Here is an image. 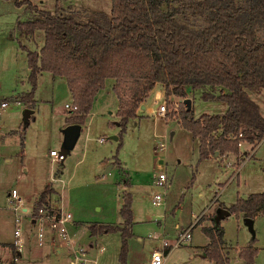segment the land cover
<instances>
[{
  "label": "rangeland",
  "instance_id": "rangeland-1",
  "mask_svg": "<svg viewBox=\"0 0 264 264\" xmlns=\"http://www.w3.org/2000/svg\"><path fill=\"white\" fill-rule=\"evenodd\" d=\"M18 1L22 0H0V101H8V107L0 109V264H68L66 248H61L59 254L52 248L54 242L39 246L31 218L23 215L16 221V213L7 199L8 192L17 189L30 198L24 200L31 210L47 185L52 191L46 196L47 202L72 214L68 232L74 245L89 249L93 256L103 248L97 254L99 264H122V236L119 231L91 236L89 227L121 225L125 195L131 198L133 221L127 237L126 264H149L152 250L160 249L164 240L173 246L190 223L194 226L191 239L170 248L163 264H208L195 249L207 242L195 219L210 207L198 219V223L204 221L210 226L217 208L232 206L238 196L245 198L264 191V140L253 152L246 141L238 143L237 160L245 159L249 153L240 165H236L233 153L217 160L200 159L198 139L181 125L178 108L172 110L174 101L181 99L170 96L167 105L164 93L156 98L160 85L147 98V110L140 109L121 133L113 79L107 78L93 99L74 148L63 160H54L50 150L61 149L62 130L72 113L65 104H72L73 100L65 78L46 71L37 76L34 105L28 107L21 100L30 91L31 83L27 54L19 42L30 50H39L43 32L32 36L20 33L17 21L28 20L30 15L25 4ZM30 1L40 9L53 11L58 0ZM59 4L77 8L83 14L92 11L109 14L111 7L110 0H59ZM205 91L222 93L218 88L192 89L188 96L194 117L225 113L227 103L217 98L204 99ZM249 95L264 117V88L250 91ZM163 101L168 111L160 115L159 104ZM26 109L31 110L27 124ZM160 173L166 176L163 187L154 182ZM156 193L164 197L161 207L152 204ZM221 225L223 240L229 245L227 264H246L240 250L252 237L256 249L252 264H264V214L254 218V234L241 214H230L221 220ZM17 227L24 240L22 257L16 255L11 244Z\"/></svg>",
  "mask_w": 264,
  "mask_h": 264
},
{
  "label": "trees",
  "instance_id": "trees-1",
  "mask_svg": "<svg viewBox=\"0 0 264 264\" xmlns=\"http://www.w3.org/2000/svg\"><path fill=\"white\" fill-rule=\"evenodd\" d=\"M18 4H25L30 15L28 20L17 21L20 33L43 32L39 50L19 42L27 54L31 83L22 101H33L41 72L63 76L77 106L66 124L82 127L94 97L111 78L122 133L157 85L163 88L167 105L170 96L184 100L192 89L218 88L221 94L208 91L202 97L216 96L226 102L223 115L195 118L192 105L189 110L183 102L178 107L181 125L199 141L200 159L216 152L237 157L240 141L254 148L264 138V117L248 94L264 88V0H110L109 14H83L61 6L59 0L53 11L40 9L30 0ZM48 186L40 193L39 203L47 202L52 192ZM130 204V196L125 195L121 225L89 227L91 236L120 232L122 264H126L127 237L133 224ZM227 209L254 220L264 211V191L237 197ZM214 216L212 225L202 227L209 239L204 255L214 264H227L221 249L224 230ZM253 240L240 250L246 264H252L256 255Z\"/></svg>",
  "mask_w": 264,
  "mask_h": 264
},
{
  "label": "built area",
  "instance_id": "built-area-1",
  "mask_svg": "<svg viewBox=\"0 0 264 264\" xmlns=\"http://www.w3.org/2000/svg\"><path fill=\"white\" fill-rule=\"evenodd\" d=\"M158 92H156V98H158ZM183 100L174 101L172 110H176ZM8 107V101H0V109ZM65 108L69 109L70 112L77 110V106L72 104H65ZM168 111L166 101L159 104L158 113L165 115ZM102 141V139H100ZM50 156L54 160H63L62 155L56 150H50ZM155 185L163 187L166 182V176L163 173L158 174L154 178ZM8 202L13 207L16 213V221L21 220V216L27 215L31 218V223L35 227L36 240L39 246H42L45 242H54V248L60 251L61 248H66V255L68 264H99L97 260V254L103 251V248H99L97 254L93 256L89 249L82 246H75L72 237L68 232V225L72 222V214L64 210L62 207H54L48 202L39 203L38 200L34 202L31 210L25 205V200L20 196L17 189H12L8 193ZM164 203V197L161 193L153 195L152 204L161 207ZM190 228L179 234L174 246L184 242L186 244L191 239ZM14 246L20 253L22 249V233L20 227L14 230ZM170 243L167 241L162 242L160 249L154 248L151 252L149 264H163L166 250L170 248Z\"/></svg>",
  "mask_w": 264,
  "mask_h": 264
},
{
  "label": "crops",
  "instance_id": "crops-1",
  "mask_svg": "<svg viewBox=\"0 0 264 264\" xmlns=\"http://www.w3.org/2000/svg\"><path fill=\"white\" fill-rule=\"evenodd\" d=\"M25 21V20H24ZM65 78V77H64ZM66 80V79H65ZM113 84H114V80H113V82H112V88H113ZM187 91L189 92V88L187 89ZM70 92V91H69ZM157 92L159 93L158 95H160V93L161 94H163L164 93V90H163V88H160V89H158L157 90ZM205 92H208V91H205ZM249 92L250 91H248V94H249ZM190 93V92H189ZM71 94V93H70ZM250 96V95H249ZM72 97V96H71ZM190 98V97H189ZM214 98H216V96L214 97ZM213 98V99H214ZM116 99H117V97H116ZM209 99H211V98H209ZM73 100V99H72ZM28 104V107H30V106H33L34 105V100L31 102V103H27ZM147 104H146V101H145V103L143 104V107L141 106L140 108H139V110L138 111H140V109H144V110H147ZM117 110H118V99H117ZM224 114V113H223ZM223 114H218V115H223ZM195 118H198V117H195ZM67 124H65V126H66ZM117 125H118V123H117ZM81 132H82V128H81ZM264 140V138L261 140V141H263ZM260 141V142H261ZM259 142V143H260ZM259 143L254 147V148H252L251 149V152H253L254 150H255V148L259 145ZM246 152V151H245ZM244 152V153H245ZM198 154H199V144H198ZM228 153H225V154H222V155H220L219 153L217 154V155H210L209 157H213V158H215L216 160L217 159H219V158H221L222 156H224V155H227ZM249 156V153L247 152V155H246V157H245V159L247 158ZM244 158H242L241 160H237V157H236V165H237V163H238V165H240L244 160H245ZM171 183V182H170ZM170 183H168V185L170 184ZM9 193V192H8ZM36 193H38V192H36ZM20 194V193H19ZM22 194H20V196H21ZM23 196V195H22ZM21 196V197H22ZM24 197V198H23ZM22 198L23 199H30L29 197H27V196H23ZM239 197V196H238ZM241 197V196H240ZM38 199V194L36 195V200ZM218 207V206H217ZM222 208H228L227 206H222ZM209 209H210V207L209 208H207V209H204L197 217H196V219H195V225H197V224H199L200 226H201V228L202 227H204V226H208V224H205V223H203V222H201V223H198V219L204 214V213H208V211H209ZM241 214V213H240ZM260 214H264V211L263 212H261V213H259V215ZM242 215V214H241ZM228 217V216H227ZM226 218V217H225ZM224 218V219H225ZM244 219V218H243ZM193 223H190L189 225H188V227L190 228V226H191V229H190V232H191V230L193 229V225H192ZM224 241V240H223ZM208 242H209V239H208V237H207V242L206 243H204V244H202V245H199V246H195V249H196V251H199V252H201V254H199L198 256H199V258L202 260V261H204V260H207L208 261V264H214L211 260H209L203 253H204V251H205V248H206V246H207V244H208ZM22 249H21V252L19 253L17 250H16V248H15V246H14V239H13V242H11V244H13V246H14V248H15V252H16V255L17 256H19V257H22L23 256V253H24V240H22ZM3 245H4V247H6V243H2ZM54 246V245H53ZM172 247H175L174 246V244H173V246H172V244H171V246H170V248H172ZM53 249H54V247H52ZM170 248H169V251L165 254V258H164V260L166 259V257H167V255L169 254V252H170ZM228 248H229V245L224 241L223 242V245H222V247H221V249H222V251H223V253L226 255V257L227 258H229L228 257V255H227V253H228ZM56 250V252L57 253H59V254H61V249H60V251H58L57 249H55ZM239 250V249H238ZM28 252V251H27ZM26 253V252H25ZM27 255V254H26ZM17 258V257H16ZM164 262V261H163Z\"/></svg>",
  "mask_w": 264,
  "mask_h": 264
},
{
  "label": "water",
  "instance_id": "water-1",
  "mask_svg": "<svg viewBox=\"0 0 264 264\" xmlns=\"http://www.w3.org/2000/svg\"><path fill=\"white\" fill-rule=\"evenodd\" d=\"M184 105L186 106L187 110H189L191 108V100L190 98H185L183 100ZM143 107V105H142ZM31 114V110L26 109L24 111V120L27 121L30 117ZM81 125L77 124V123H72V124H68L66 125L62 132H63V141H62V145H61V149L59 151L60 155H62V158L64 159L69 152L74 148L80 133H81ZM114 140H117L118 137L117 136H112L111 137ZM218 153L216 152L215 155H217ZM230 212L228 211V209L226 208H217L214 219L216 221L218 220H222L225 217L229 216ZM244 223L249 227L250 231L253 230V220L249 219V218H244Z\"/></svg>",
  "mask_w": 264,
  "mask_h": 264
}]
</instances>
